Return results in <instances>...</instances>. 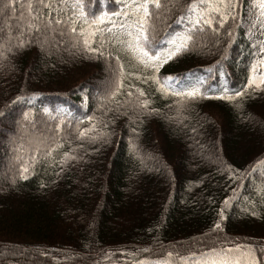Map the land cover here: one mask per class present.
Here are the masks:
<instances>
[{
    "label": "trees",
    "instance_id": "1",
    "mask_svg": "<svg viewBox=\"0 0 264 264\" xmlns=\"http://www.w3.org/2000/svg\"><path fill=\"white\" fill-rule=\"evenodd\" d=\"M44 2L0 0V264H199L211 248L236 245L264 264V84L248 83V16L259 0H233L223 27L212 13L213 27L193 29L159 71L117 42L127 37L108 19L89 28L74 0ZM83 2L89 24L101 12L125 19L111 15L118 0ZM192 2L150 7L149 49L174 48L192 28ZM81 27L102 30L99 51L83 50ZM204 71L213 75L196 81ZM193 87L194 99L173 94ZM225 91L243 94L218 98ZM140 99L148 108L135 107Z\"/></svg>",
    "mask_w": 264,
    "mask_h": 264
},
{
    "label": "snow or ice",
    "instance_id": "2",
    "mask_svg": "<svg viewBox=\"0 0 264 264\" xmlns=\"http://www.w3.org/2000/svg\"><path fill=\"white\" fill-rule=\"evenodd\" d=\"M118 2L123 3V9L119 12H114L111 15L123 16L125 18L124 21L119 25L111 21L109 13L106 12H101L98 16H94L91 24H89V21L86 19V16L88 14L85 10V4L83 0H74L72 7L79 9V17L84 18V24L88 25L89 28H91L92 25L103 24L105 19H108L109 23H112L113 28L118 27L121 34L127 37V40L116 38L117 42L120 43L125 50L129 51L133 55V57L138 60L141 65H143L145 69L152 68L156 71H159V66L161 65V63L170 60L173 56L177 55V53H180L182 50L188 48V43L194 40L193 29H195L196 31H203L201 25L213 27L214 19L211 15L212 13H217L219 15V24L221 27H223L224 22L231 15V10L235 7L233 0H198V3L197 0H193L192 3L187 5V11L189 13L195 14L194 18H192L190 21L192 24V28L184 34H177L176 37H173L169 41L170 44L174 45V48L156 51L155 48H148V44L152 42L148 35L149 28L151 27L154 31V26L150 25L149 23L150 19L153 16L150 7H154L158 12L164 6L163 0H118ZM36 3L44 7L51 6L50 4H45L44 0H36ZM5 6L7 7L8 5L6 4ZM259 7L264 10V0H259ZM28 11L32 21L39 19V16L35 15L36 10L33 8L31 3H29L28 5ZM261 15L264 16V11L261 12ZM181 19H183V17H181ZM61 22L62 21L60 19L55 20L56 24H60ZM49 23H51V20H49ZM27 27L29 30L34 29L35 31H40L39 25L35 24L34 22H29L27 24ZM71 31L73 33L77 31L75 21H73L72 23ZM108 31L111 32L112 29L109 28ZM98 32H100L102 35V30L98 27L91 31L86 30L84 27H81L79 29L80 36L83 38L82 44L84 51L89 53L99 51V49L92 46L93 37H95ZM229 35L231 34L229 33ZM20 36H23V32L20 33ZM177 39L179 40V43H176ZM23 46L24 40L19 39L17 47ZM8 51H12V49L9 48ZM260 51L264 53V44H262ZM3 55L4 53L0 52V57H2ZM116 59L118 62L119 71L122 76L124 73V66L122 64H119V57H117ZM259 63L261 65H264V59L259 61ZM253 68L255 69V65L253 66ZM149 78L153 80L156 79L154 76ZM147 79L148 78H145V80ZM171 79L172 77H167L166 81ZM157 83H159V81H157ZM248 83L249 85L256 83L255 77H250ZM259 83L264 84V74L260 75ZM120 87H122V81L117 82L116 88L112 92L113 97L120 90ZM160 87L164 88V85L161 84ZM136 91L139 94V97L145 96V93L141 89L137 88ZM173 94L182 98L187 97L190 99H194L198 95H200V89L193 87L184 92H174ZM242 94V92L237 91L234 93V95H228L227 91H225V93L218 98L232 101L236 97L242 96ZM128 95L132 96L133 93L129 92ZM149 103L150 101L147 99H140L139 103L135 105V107L148 108ZM149 111L156 110L149 109ZM57 127H59V125H57ZM95 127L96 126L93 125L91 129L81 130L79 132V136L85 137L87 133L89 131H92ZM107 135V133H100L99 136L93 135L90 139L95 142L97 139H100ZM64 156L67 157L68 153L65 152ZM27 171L28 168L25 167L21 172V176L23 177L24 173H26ZM225 203H227V201ZM222 218L223 215L221 214V219ZM215 228L219 230L220 224L216 223ZM145 251H147V249H145ZM168 255L171 256L172 253L170 252L168 253ZM163 264H168V262L164 261ZM199 264H257V258L251 248H249L245 252L241 251L240 245H236L235 248H221L219 250H217L216 248H211L209 254H204L202 256Z\"/></svg>",
    "mask_w": 264,
    "mask_h": 264
},
{
    "label": "rangeland",
    "instance_id": "3",
    "mask_svg": "<svg viewBox=\"0 0 264 264\" xmlns=\"http://www.w3.org/2000/svg\"><path fill=\"white\" fill-rule=\"evenodd\" d=\"M264 11L259 7V3L253 8L251 7L250 14L248 16L249 20V33L253 38L254 42H262L264 44V16L261 15V12ZM8 19V18H7ZM10 22V21H9ZM3 26L11 28V25L6 19H3ZM16 42H12L14 46ZM8 46V45H7ZM16 46V45H15ZM14 48V47H13ZM1 49H4L2 47ZM11 59V57H9ZM264 59V53L260 52L257 60L255 61V69L252 77H255L256 82H259V78L261 74H264V65H261L259 61ZM82 103H86V99L82 100ZM76 262H80L78 259Z\"/></svg>",
    "mask_w": 264,
    "mask_h": 264
},
{
    "label": "bare ground",
    "instance_id": "4",
    "mask_svg": "<svg viewBox=\"0 0 264 264\" xmlns=\"http://www.w3.org/2000/svg\"><path fill=\"white\" fill-rule=\"evenodd\" d=\"M202 74L203 75H197L195 80L196 81H202L204 79H209L213 75V72L208 73V71L207 72L204 71V72H202ZM214 78L219 79V76H214ZM223 82L226 83L227 79L223 80Z\"/></svg>",
    "mask_w": 264,
    "mask_h": 264
}]
</instances>
